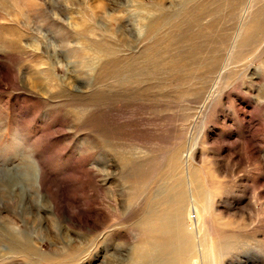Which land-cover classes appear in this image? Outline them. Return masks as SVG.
I'll use <instances>...</instances> for the list:
<instances>
[{
  "label": "rangeland",
  "instance_id": "obj_1",
  "mask_svg": "<svg viewBox=\"0 0 264 264\" xmlns=\"http://www.w3.org/2000/svg\"><path fill=\"white\" fill-rule=\"evenodd\" d=\"M0 264H264V0H0Z\"/></svg>",
  "mask_w": 264,
  "mask_h": 264
},
{
  "label": "bare ground",
  "instance_id": "obj_2",
  "mask_svg": "<svg viewBox=\"0 0 264 264\" xmlns=\"http://www.w3.org/2000/svg\"><path fill=\"white\" fill-rule=\"evenodd\" d=\"M56 207V206H55ZM57 209V208H56ZM180 233V232H179ZM204 254V253H203ZM211 259V258H210ZM213 260V259H212Z\"/></svg>",
  "mask_w": 264,
  "mask_h": 264
}]
</instances>
